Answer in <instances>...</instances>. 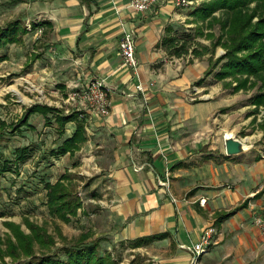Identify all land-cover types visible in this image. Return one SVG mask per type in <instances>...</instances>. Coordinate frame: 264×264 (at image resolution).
Listing matches in <instances>:
<instances>
[{
	"label": "crops",
	"instance_id": "1",
	"mask_svg": "<svg viewBox=\"0 0 264 264\" xmlns=\"http://www.w3.org/2000/svg\"><path fill=\"white\" fill-rule=\"evenodd\" d=\"M127 4L128 0H17L18 21L25 31L12 45L25 38L37 42L29 54L34 62L27 77L34 83L36 72L45 74L43 89L50 97L44 95L42 103L34 105L64 116L84 113L80 101L69 96L94 79L104 80L109 96L107 116L78 119L85 142L73 153L54 155L76 124L68 123L62 135L50 126L62 139L50 152L56 159L51 169L61 174L46 183L66 177L63 183L72 185L76 196L88 194L89 203L98 206L90 215L93 225L85 230L87 241L130 247L132 241L164 235L133 250L148 255L152 264H190L188 248L213 227L215 244L197 264H264V241L251 223L264 210V156L250 163L206 162L199 170L189 165L195 153L210 151L193 142V126L221 107L213 99L223 90L213 89V77L204 76L205 56L185 64L183 57L168 56L159 46L167 27L173 30L186 23L188 9L176 7L175 0H158L153 10L139 15ZM39 29L42 34L37 36ZM123 30L134 33L135 71L123 65L119 53ZM37 55L45 60L40 69ZM159 62L163 65L157 69ZM204 78L196 92L209 94L210 100L195 101L193 85ZM165 178L167 188L160 184ZM86 187L88 193L83 192ZM79 200L76 217L84 212L85 203ZM230 212L216 224L217 214Z\"/></svg>",
	"mask_w": 264,
	"mask_h": 264
},
{
	"label": "rangeland",
	"instance_id": "2",
	"mask_svg": "<svg viewBox=\"0 0 264 264\" xmlns=\"http://www.w3.org/2000/svg\"><path fill=\"white\" fill-rule=\"evenodd\" d=\"M192 1H194L192 6L176 5L178 8L188 9V19H185L186 23L177 24L173 33L186 39L192 37L198 27L190 13L199 5L200 1ZM20 12L17 0H0V28H4L13 21L19 22L21 28H25V25L20 20L18 21L21 18ZM204 26L203 33L206 34L209 31ZM214 32L217 33L218 30L214 29ZM41 38L38 37L37 41ZM194 42L198 44L197 49L210 46V41L204 37H198ZM35 43L37 42L25 38L18 45H7L0 49V56L5 58L4 61L0 62V119L7 124L15 123L25 109L34 103H42V96L48 97L49 91H45L47 81L46 78H43L46 76L45 74L36 72L34 83L27 77L33 71L34 56L32 58L29 54L35 47ZM222 54H224V50L216 48L213 59ZM37 56L35 58L39 62L37 68L40 69L45 60L42 56ZM204 56V60L208 63L209 55ZM191 60L196 63L201 58H193L191 55L188 58L183 56V61H187L185 64ZM162 65L163 63L159 62L155 67L159 69ZM211 77L213 79H210L209 83L211 86L213 85V89L221 86L223 90L214 95L213 99L217 100V104H220L221 107L202 123L197 121L194 124L193 142L203 146L204 149L210 148V151L195 153L189 164L190 167L199 170L206 162H213L215 165H221L224 162L232 164L250 163L257 157L264 156V131L260 129V125L264 123V107L256 108L251 103L257 92L256 88L234 92L233 86L235 84L224 87V81H218L214 78V74ZM205 80V78L202 79L200 85H203ZM225 82L229 83V80L227 79ZM193 87L195 88L193 95L195 101L206 100L207 98L210 100L207 96L209 94L201 91L196 92V89L199 88L198 85L194 84ZM48 98L50 99V97ZM29 124L32 129L22 128L16 133L5 134L6 139L0 140V160L11 158L14 149L22 146H29L31 152L27 162L18 168L17 174L0 175V264H30L43 256H52L64 260V250L77 244L79 235L84 234L85 230L93 225L91 222L94 219L90 215H94L95 209L98 207L89 203L90 195L80 196L77 194L78 199L85 203L84 212L79 213V217L65 224L49 216L45 205L44 184L50 179L55 180L61 174L57 168L51 169L55 166L54 161L56 159L50 155V152L55 150L62 139L58 138L54 128L44 125L40 116L31 117ZM227 132L244 141L250 146V149L237 157H225L222 154L224 149L223 135ZM59 166L62 170L63 165ZM49 172L50 175L48 176ZM76 184L79 186L78 183ZM84 191L88 193L89 190L86 187ZM260 212L251 220L256 229L255 219L264 215V210ZM26 219L41 230L45 241L51 239L48 247H41L34 240H30V243L26 242L25 245L24 237L31 236L24 223ZM262 240L264 241V238ZM92 242L98 243L99 255L108 254L115 264H152V259L148 255L145 253L142 255L139 253L140 251L130 249L128 243L114 245L109 240L102 239H91L85 243ZM156 250L158 253L161 251L160 249Z\"/></svg>",
	"mask_w": 264,
	"mask_h": 264
},
{
	"label": "trees",
	"instance_id": "3",
	"mask_svg": "<svg viewBox=\"0 0 264 264\" xmlns=\"http://www.w3.org/2000/svg\"><path fill=\"white\" fill-rule=\"evenodd\" d=\"M198 1H200L199 5L190 13L194 18V23L198 25L196 33L186 39L177 36L172 28L167 27L159 46L167 52L168 56L176 58L189 54L193 58L200 59L204 55H209L205 77L214 74V78L218 81H224V87L235 84L234 92L256 88L257 92L251 103L256 108L264 107V0ZM203 25L209 31L206 34L203 33ZM214 29L218 32L215 33ZM24 31L17 21L0 28V49L18 43L19 35ZM198 37L209 40L210 46L201 48L198 46L199 49H197L198 44L194 40ZM216 48L224 50V54L213 59ZM4 60L5 58L0 56V62ZM227 79L229 83L225 82ZM201 81L202 79L196 82V85H200ZM33 115L41 116L46 127H56L60 131L59 135H62L68 123L76 124L73 135L65 139L54 152L56 157L73 153L85 142L83 124L78 121L84 118H80L79 113L64 116L52 108L40 105L25 109L15 123L7 124L0 119V140L6 139L5 134L16 133L22 128H31L29 119ZM260 129L264 131V123L260 125ZM30 153L29 146L14 149L11 158L0 160V175L17 174L18 168L26 163ZM66 179V177H61L54 184H44L45 205L49 216L65 224L70 223L77 216V211L81 207L80 200L73 192V186L63 183ZM243 207L244 205L241 206ZM232 214L233 212L217 214L216 224L218 225ZM24 223L31 234V236L24 237L25 245L26 242L30 243V240H34L41 247H48L51 239L45 241L41 230L33 226L34 224H31L29 220H24ZM162 237L164 235L138 239L130 242V247L138 249ZM88 239V233L81 234L77 239V244L64 250V260L43 256L30 264H115L108 254L102 256L98 254V243H85Z\"/></svg>",
	"mask_w": 264,
	"mask_h": 264
},
{
	"label": "built area",
	"instance_id": "4",
	"mask_svg": "<svg viewBox=\"0 0 264 264\" xmlns=\"http://www.w3.org/2000/svg\"><path fill=\"white\" fill-rule=\"evenodd\" d=\"M158 0H128L127 7L133 12L144 15L156 6ZM194 1L192 0H176L175 5L179 6H192ZM37 34L40 36L42 30L39 29ZM119 53L123 61V65L135 71L138 63L135 57V43L134 33L131 30H123L121 39L119 41ZM136 91L141 92V85L135 87ZM80 101V105L84 113H80V118H84L85 115L105 117L109 113V96L104 80L94 79L88 83L86 88L82 91L70 94L69 100ZM162 187H168V181L163 180L160 182ZM255 225L259 231V234L264 238V215L255 219ZM215 229L213 227L206 228L201 236L200 240L194 244L191 248H188L190 254V264H197L198 259L208 251V249L215 244L214 242Z\"/></svg>",
	"mask_w": 264,
	"mask_h": 264
},
{
	"label": "water",
	"instance_id": "5",
	"mask_svg": "<svg viewBox=\"0 0 264 264\" xmlns=\"http://www.w3.org/2000/svg\"><path fill=\"white\" fill-rule=\"evenodd\" d=\"M223 146H224V155L227 158H233L245 154L249 149L244 141L235 137L232 133H225L223 135Z\"/></svg>",
	"mask_w": 264,
	"mask_h": 264
}]
</instances>
